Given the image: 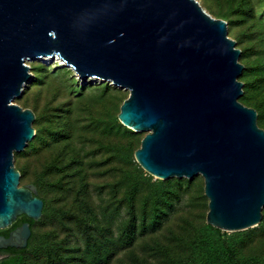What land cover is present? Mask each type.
<instances>
[{
    "label": "water",
    "instance_id": "obj_1",
    "mask_svg": "<svg viewBox=\"0 0 264 264\" xmlns=\"http://www.w3.org/2000/svg\"><path fill=\"white\" fill-rule=\"evenodd\" d=\"M228 23L197 0H0V230L39 221L44 201L20 186L15 153L36 136L35 113L14 103L28 62L57 60L82 82L129 92L120 123L146 133L139 166L160 179L202 176L207 224L228 233L258 227L264 209V130L243 105L245 66ZM29 222L0 235L25 249Z\"/></svg>",
    "mask_w": 264,
    "mask_h": 264
},
{
    "label": "rangeland",
    "instance_id": "obj_2",
    "mask_svg": "<svg viewBox=\"0 0 264 264\" xmlns=\"http://www.w3.org/2000/svg\"><path fill=\"white\" fill-rule=\"evenodd\" d=\"M197 1L213 18L222 19L225 13L222 6L226 8L230 0ZM252 2L255 6L253 14L259 19H264V0H252ZM250 16L253 17L251 14ZM226 22L228 23V21ZM249 25L228 26V36L237 45L240 44L238 49L241 51L249 49L248 58L245 60L249 65L264 64V46L260 45L258 36L248 39L247 35L253 34L249 31ZM40 64L52 73L60 69L68 70V68L61 67L57 63L52 65L39 61L27 63L33 75V80L25 88L23 96L17 98L14 103L23 109L32 110L36 116L39 114L52 116L57 112V109H63L64 106L72 107L75 111L73 114L81 115V107L88 103L96 108L95 118L98 121L111 120L114 117L117 118L124 103L123 100L129 97L127 90L117 87H115L116 90L107 91L101 96L102 92L97 87L105 83L93 81L82 83L70 69L68 70L69 75L67 74L68 79L64 77L60 79L49 77L47 80L39 78L36 71H38ZM72 79H75L74 82ZM109 85L112 86L110 83ZM262 97L263 94L253 93V102L261 101ZM87 118L86 114L83 113L80 118L81 122L77 123V128L69 141L56 144L50 148L42 147L39 150L27 153L21 158H15L16 169L21 171V169L26 168V178L20 182V186L31 184L33 181L40 179L42 185L40 196L47 200L50 209H52L51 211L58 209L61 212L74 213L82 209L78 201H80L79 192L81 188H84L86 200L94 208V221L91 222L93 228L90 230L86 228V231H88L86 233H90V236L93 235L96 239H105L109 248L116 250V257L111 264H172L175 259L186 257L189 250V240L194 237L202 223L207 222L209 212V200L204 194L205 184L202 176H196L192 179L191 184L184 185L181 200L176 204L175 210L170 214L159 232L140 237L130 248H122L120 241L122 226L128 219V214L126 205L124 203L120 204L125 189L120 179L123 175V169L134 171L140 166L136 162L135 155L126 162H115L113 159L114 162L112 160L113 163L106 166H93V164L109 157L110 154L107 150L111 145H129L132 142L134 148L138 146L140 148L146 133L131 130L133 135H130L129 138L123 137L119 134L101 131L95 123L90 126L93 121L89 122ZM118 122L120 123L119 120ZM83 124H86L87 128L80 129ZM68 145L71 152L65 158L64 164L69 162L71 156L81 157L90 150L91 154L85 160L88 165H86L85 172L76 178L66 179L65 182L70 184L65 185L64 189H59L52 186V184L60 177L58 175L44 176L43 172ZM100 145H107V147L100 148ZM27 148L28 146L19 153L25 152ZM69 173H74V171ZM144 173L152 177L153 182L164 181L149 175L145 171ZM174 179L178 178H172L169 181ZM182 180L189 179L182 178ZM143 198L144 193L138 195V208H140ZM85 225L83 222L80 227L76 222L64 220L62 217L54 215V212H50L48 217L42 216L37 221L34 229L41 243L55 248L61 246L60 249H66L63 250L66 257L75 258L81 257L85 251ZM253 229H255L253 230L254 240L243 250V255L246 257H264V233H258V229ZM133 255L141 262L136 263L132 258ZM27 259L29 264H56L44 252L34 249L28 252Z\"/></svg>",
    "mask_w": 264,
    "mask_h": 264
},
{
    "label": "trees",
    "instance_id": "obj_3",
    "mask_svg": "<svg viewBox=\"0 0 264 264\" xmlns=\"http://www.w3.org/2000/svg\"><path fill=\"white\" fill-rule=\"evenodd\" d=\"M254 7L252 0H230L226 8L222 6L225 10L222 19L228 21V26L233 27L239 26L240 24H250L248 26L249 31L253 34L247 35L248 39L250 40L258 36L260 45L264 46V19H259L253 14ZM250 14L253 15V17H251ZM238 47H240V44L237 45V48ZM248 51V48L243 49L240 57V62L245 68L239 78L244 84V94L239 101L258 112V125L264 130V64L255 63L254 65H249L245 61L248 58ZM68 70L60 69L52 73L48 68L40 64L36 73L39 78H44L46 80L49 77L54 79L64 77L68 79ZM74 80L75 79H72L73 82ZM97 89L102 92L101 96L107 91L116 90V88L110 86L109 83L98 86ZM257 92L263 94V97L261 101L253 102V93L255 94ZM125 100L126 99H124L123 102ZM82 107L80 110L82 114H86L89 118H87L89 122L93 121L90 126L95 123L96 127L101 131L119 134L127 138L133 135L130 129L118 122V116L111 120L98 121L95 118V113H97L95 107L88 103ZM74 112L72 107L64 106L63 109H57V112L52 116H45L43 114L37 115L34 122L36 136L33 141L29 143L25 152L15 153V158H21L27 153L39 150L42 147L50 148L56 144L69 141L77 128V123L81 122L80 118L82 114H73ZM85 125L86 124H83L80 129L84 127L87 128ZM102 147H107V145H100V148ZM138 149L139 146L134 148L132 142H130L129 145H111L107 150L110 154L109 157L101 162L94 163L93 166H106L109 163H113L114 160L115 162L129 161L128 159H131ZM70 152L71 150L68 145V147L62 151L54 162L47 166L43 172L44 176L58 175L60 177L52 184V186L56 188L64 189L65 185L70 184L65 182L66 179L81 176L88 166L85 160L91 154V150L85 152L81 157L77 155L71 156L72 158L69 162L64 164V160L68 157ZM123 170L120 182L125 189L120 204L124 203L126 205L128 219L123 223L120 241L122 248H130L140 237L155 234L162 229L170 214L175 210L176 204L181 200V192L184 185L191 184L192 180L174 179L170 181L153 182V178L146 175L141 167L136 168L134 171ZM72 171H74V173H69ZM20 172V182H22L26 178V168L23 170L21 169ZM31 184L37 187L39 191L38 196L44 201L43 216L48 217L50 212H54V215H58L64 220L74 221L80 227L83 225V222L86 224L84 231L86 234L84 254L81 257L68 258L63 254V250L66 249H60L61 246L55 248L50 245H44L37 238V233L34 229L37 222L24 215L19 217L10 228L0 230V235L8 237L12 230L25 222H29L32 229V237L29 240L28 247L25 249L8 248L0 250V257L3 256L0 258V264H29L27 254L33 249L44 252V254L48 255L56 264H111L113 262L117 254L116 250L113 248L110 249L105 239H96L93 235L90 236V233H86L88 232L86 228L87 230L93 228L91 222L94 221V208L86 200L84 188H81L79 192L80 201H78L82 209L74 213L61 212L58 209L51 211L52 209H50L47 200L40 196V190L42 189L40 179L33 181ZM141 193H144V198L140 208H138L137 198ZM256 229H258V233H264V209L263 220ZM253 230L255 229L228 233L208 225L207 222H203L197 229L194 237L188 242V255L175 259L172 264H264L263 256L246 257L243 255V250L254 240ZM132 258L136 263L141 262L135 255H133Z\"/></svg>",
    "mask_w": 264,
    "mask_h": 264
},
{
    "label": "bare ground",
    "instance_id": "obj_4",
    "mask_svg": "<svg viewBox=\"0 0 264 264\" xmlns=\"http://www.w3.org/2000/svg\"><path fill=\"white\" fill-rule=\"evenodd\" d=\"M44 61H46V63L47 64H50V65H52V64H59L61 67H64V65H63V63H62V61H60L59 59H57V60H44ZM39 62H43V61H40L39 60ZM45 63V62H44Z\"/></svg>",
    "mask_w": 264,
    "mask_h": 264
}]
</instances>
